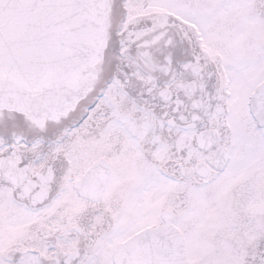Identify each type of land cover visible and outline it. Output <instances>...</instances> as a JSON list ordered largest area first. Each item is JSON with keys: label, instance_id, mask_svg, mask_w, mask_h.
I'll return each instance as SVG.
<instances>
[{"label": "snow or ice", "instance_id": "1", "mask_svg": "<svg viewBox=\"0 0 264 264\" xmlns=\"http://www.w3.org/2000/svg\"><path fill=\"white\" fill-rule=\"evenodd\" d=\"M0 264H264V0H0Z\"/></svg>", "mask_w": 264, "mask_h": 264}]
</instances>
